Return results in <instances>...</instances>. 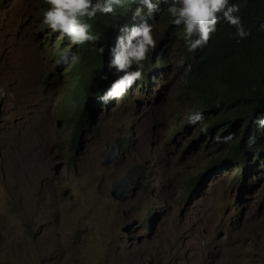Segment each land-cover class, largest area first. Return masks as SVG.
I'll return each mask as SVG.
<instances>
[{
  "label": "rangeland",
  "instance_id": "374dc122",
  "mask_svg": "<svg viewBox=\"0 0 264 264\" xmlns=\"http://www.w3.org/2000/svg\"><path fill=\"white\" fill-rule=\"evenodd\" d=\"M36 11L0 0V264H264V168L210 167L224 150L201 121L184 127L179 36L157 48L167 75L99 109L76 150L74 62L50 77L56 41Z\"/></svg>",
  "mask_w": 264,
  "mask_h": 264
},
{
  "label": "trees",
  "instance_id": "16d2710c",
  "mask_svg": "<svg viewBox=\"0 0 264 264\" xmlns=\"http://www.w3.org/2000/svg\"><path fill=\"white\" fill-rule=\"evenodd\" d=\"M230 2L239 5L238 14L248 32L244 38L235 35V26L220 19L217 21L216 31L209 34L208 41L194 51H189L184 42L183 26L174 25L166 10L156 18V21L164 32L163 44L169 37L176 41L180 35L177 49L181 65L178 66L177 73H182L180 96L185 99L191 97L192 100L189 116L201 114L200 121L207 125L206 133L209 134L210 140L213 138L218 143L213 140L212 145H216L215 149L218 151L224 150L215 157L210 167L230 163V166L236 165L243 171L250 165L264 168V125L256 123V118L264 113V0ZM89 22L99 40L87 42L78 48L74 47L78 55L73 68L76 75L75 97L78 102L75 120L78 126L72 146L76 148L80 144L79 135L84 125L91 123L92 115L95 116L100 107L104 104L108 106L110 103H104L97 98V93L119 75L115 69L107 66L109 54L118 35L121 34L120 28L129 27L136 19L131 16L129 5L125 4L123 7H117L114 13L97 14ZM156 28L152 27V30ZM101 47L104 48L103 53L99 51ZM156 47L151 48L147 55L149 56L153 49L155 51ZM154 51L142 63H151L155 56ZM158 52L159 49H156V53ZM160 55L168 59L167 49L163 48ZM156 59L154 66H143V69L167 67L162 66L161 57ZM135 67L133 65V69ZM168 68L161 72L162 75H167ZM144 81L141 79L138 84ZM148 81L147 75V81L141 87L145 88ZM125 96L127 93L121 99ZM95 105L97 107H94ZM189 116L184 127L192 124L188 121ZM229 135L232 139L225 140L224 138ZM130 142H133L131 137L126 144H122L124 145L122 147L129 149ZM144 169V166L137 168L141 173ZM238 178L237 172L234 179ZM194 182L195 180L188 183V187L191 188ZM145 220L149 225L150 218L147 217Z\"/></svg>",
  "mask_w": 264,
  "mask_h": 264
},
{
  "label": "clouds",
  "instance_id": "9594fccd",
  "mask_svg": "<svg viewBox=\"0 0 264 264\" xmlns=\"http://www.w3.org/2000/svg\"><path fill=\"white\" fill-rule=\"evenodd\" d=\"M125 4L129 5L130 14L136 19V22L129 27L122 26L120 28L121 34L118 35L115 46L109 54L107 66L115 69L119 75L97 93V98L104 103H111L113 99H118L125 93L131 92L139 80L145 78L143 80L147 81V75L150 83V71L153 68L147 70L143 69V66H154L157 62L156 58L161 57L162 66H165L167 59L162 55L156 57L155 54L156 49L160 48L164 42V39L158 42L163 38L164 32L161 31L158 38H153L155 32L161 30L156 18L164 10L172 18L174 25L183 26L184 42L189 51H194L208 41L209 34L216 31L217 21L220 19L235 26L237 37L244 38L248 35L238 14L239 5L231 3L230 0H37L39 12L36 11L34 18L40 21V24L52 34V39L56 41L52 55L57 59L58 65L53 68L50 77L59 73L62 65L74 62L69 68L73 74V85L70 88L71 95H73L71 96L73 100L72 112H68L66 115H70L68 119L75 127V131L78 126L75 120L78 102L75 97L76 75L73 68L77 63L78 55L74 47L78 48L87 42L98 41L99 37L92 31V24L89 21L93 20L97 14L114 13L117 7H123ZM152 27L157 28L152 30ZM178 36L180 42V35ZM154 46H157L155 51L153 49L148 56L149 50ZM99 51L103 53L104 48L101 47ZM153 51L155 56L151 63H142L152 55ZM133 65L136 66L135 69H133ZM167 67L160 71L163 72ZM157 68L161 67L157 66L155 69ZM144 74L145 76H143ZM148 82L145 83V88ZM67 103L68 100H66V105ZM93 117L92 115V119ZM201 119L202 116L199 113L189 116V122L192 124ZM256 123L264 125V113L256 118ZM89 124L86 123L84 126ZM224 139L231 140L232 137L229 135ZM79 146L73 147L78 150ZM73 158L74 156H72Z\"/></svg>",
  "mask_w": 264,
  "mask_h": 264
},
{
  "label": "water",
  "instance_id": "95a60500",
  "mask_svg": "<svg viewBox=\"0 0 264 264\" xmlns=\"http://www.w3.org/2000/svg\"><path fill=\"white\" fill-rule=\"evenodd\" d=\"M114 152H109L107 154V156L105 157V161H104V164L105 163H109L112 161V157L111 156H114L115 154H113ZM107 161V162H106ZM120 186H122L124 188V191L123 192H128L130 190V186L128 184V178L127 177H124L122 179H119V180H114L112 181L111 183V188H112V194H113V197L115 199H120L121 197L119 195H116L115 194V190L118 189ZM123 230H126V228H124Z\"/></svg>",
  "mask_w": 264,
  "mask_h": 264
}]
</instances>
